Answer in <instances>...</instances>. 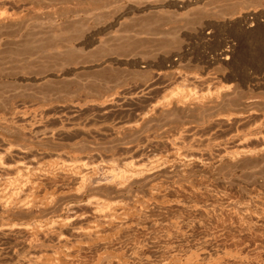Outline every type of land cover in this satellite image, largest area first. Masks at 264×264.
Here are the masks:
<instances>
[{"label":"rangeland","instance_id":"obj_1","mask_svg":"<svg viewBox=\"0 0 264 264\" xmlns=\"http://www.w3.org/2000/svg\"><path fill=\"white\" fill-rule=\"evenodd\" d=\"M180 90L194 99L158 106ZM261 148L264 0H0V153L8 163L60 160L91 169L179 154L213 164L154 178L182 191L163 224L172 216L201 220L199 241L221 215L240 219L238 206L244 218L264 221V151L221 160ZM137 189L149 199L147 187ZM150 230L119 247L120 256L135 244L149 259L161 252L146 246L162 239ZM24 243L1 237L0 264H17Z\"/></svg>","mask_w":264,"mask_h":264},{"label":"bare ground","instance_id":"obj_2","mask_svg":"<svg viewBox=\"0 0 264 264\" xmlns=\"http://www.w3.org/2000/svg\"><path fill=\"white\" fill-rule=\"evenodd\" d=\"M194 97L180 90L165 97L158 106L169 105L174 99L186 104ZM12 147L4 151L11 155ZM261 151L264 148L236 150L221 160L232 161ZM4 154L0 153V216L7 220L0 223V239L11 236L25 239L22 252H15L17 264H264V221L254 223V219L244 218V206H238L240 219L220 220L224 216L221 215L216 222L211 218L210 224L215 222L216 230L204 234L199 241L194 229L206 225L201 220L181 221L167 215L171 219L163 224L161 216L176 210L182 191L167 188L155 177L173 169L187 175L197 167L212 168L213 164L181 158L178 154L157 156L141 164H100L90 169L86 163L60 160L26 163L18 159L15 164L8 163ZM144 187L148 188L149 199L138 192L137 188ZM222 209L216 213L222 214ZM15 214L22 215L23 219L16 220ZM145 227L162 236L146 243L148 247L161 248V252L155 250L159 253L149 259L144 257V247L135 244L130 255L120 256L119 247L131 243L132 237ZM51 245L55 250L42 252ZM33 252L40 253L32 256Z\"/></svg>","mask_w":264,"mask_h":264}]
</instances>
